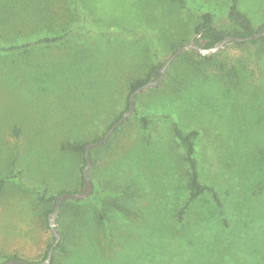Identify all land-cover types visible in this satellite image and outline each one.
I'll list each match as a JSON object with an SVG mask.
<instances>
[{"label": "rangeland", "instance_id": "obj_1", "mask_svg": "<svg viewBox=\"0 0 264 264\" xmlns=\"http://www.w3.org/2000/svg\"><path fill=\"white\" fill-rule=\"evenodd\" d=\"M231 4L0 0V264L41 262L55 242L45 201L81 191L84 167L63 145L103 138L127 110L130 82L194 44L201 14L234 31ZM239 9L264 26V0ZM44 37L62 39L34 45ZM211 57L182 52L90 151L93 192L61 206L55 264H264V44L230 43ZM175 125L199 131L200 181L222 209L206 192L180 214L189 165ZM112 199L127 213L104 205Z\"/></svg>", "mask_w": 264, "mask_h": 264}, {"label": "trees", "instance_id": "obj_2", "mask_svg": "<svg viewBox=\"0 0 264 264\" xmlns=\"http://www.w3.org/2000/svg\"><path fill=\"white\" fill-rule=\"evenodd\" d=\"M239 3H240V0H232V4H231L229 12H228L229 23L235 28V30L231 31V32L225 31V30L217 27L214 24V15L212 13L206 12V13L201 14L199 21L194 28V32L197 36L195 38L194 44L203 46L205 48H212L216 43L223 40L227 36L247 37V36H250V35L264 29V26H262L259 29H255V27L253 26L252 20L247 15H245L244 13H242L240 11ZM61 39H62V37L39 38L38 40H36L34 42V45L52 44V43H56L57 41H59ZM246 43H251V44L262 43V44H264V37L259 38L257 40H252L249 42H235L234 45H244ZM29 45H31V44H27L24 46H13L11 48V50H17L20 48L27 47ZM1 50H5V49H1ZM203 58L207 61H211L213 59V57H211V56H203ZM163 65L164 64H160L159 68L163 67ZM159 68L155 69L153 71V73L157 72ZM153 73L148 74L144 78H137V79L132 80L130 82L131 94L136 89H138V88L142 87L144 84L150 82L151 76ZM157 76H158V78L160 77L159 72H158ZM128 107H129V100H128L127 109H128ZM120 118H121V116L117 119V121ZM141 121H142V124L145 128H147L149 126L148 118L143 116V117H141ZM174 134H175L176 138L184 146L185 155H186L185 158H186V161L189 165V175H188V183H187L189 196H188V201H187L185 207L180 211V214H182L184 212L185 208H187L193 201L203 197L206 192H209L212 194L213 200L218 205V207L222 209L223 204H222V200H221L219 193L215 190L214 187L207 185V184H204L200 181L198 162H197V159L195 158V152H196L195 140L197 139V137L200 134L199 131L193 130V131L185 132V131L181 130L178 125H175L174 126ZM84 145L85 144H80V143H66L63 145V147L65 149H68V150H71V151H74V152H77V153H80L81 155H83V164L85 166L86 160H85ZM83 186H84V176H83V169H82V185H81V187L83 188ZM2 187H3V182L0 180V195H1ZM77 192H79V191L70 192V193H77ZM44 199L45 198H42V200H44ZM56 200H57V197L52 196L45 201L48 203L52 202L51 203L52 208H48L45 211V217L48 218V216L51 213H53L55 205H56ZM65 202L66 201H64L62 203L61 214L63 213V210L65 208ZM104 205L108 206V207L112 206V207L120 210L123 213H127V209L125 207L121 206L119 204V202L115 199L106 200L104 202ZM53 244L54 243H52L51 245L48 246L47 250L45 251L44 259L47 257L49 249L51 248V246ZM57 248L58 249L63 248L62 242L61 243L59 242V244L56 246L55 249H57ZM17 258H19V257L13 256L11 258H7L2 264H6L10 260L17 259ZM55 261H56V256L54 254L52 262L50 264H55ZM36 263H39V262H36Z\"/></svg>", "mask_w": 264, "mask_h": 264}, {"label": "water", "instance_id": "obj_3", "mask_svg": "<svg viewBox=\"0 0 264 264\" xmlns=\"http://www.w3.org/2000/svg\"><path fill=\"white\" fill-rule=\"evenodd\" d=\"M264 37V29L250 35L247 37H237V36H227L223 40L219 41L216 43L212 48H205L203 46L197 45V44H189L180 47L168 60L167 62L163 65V67L159 68L156 73H160V77L157 80H151L150 82L144 84L142 87L136 89L129 97V107L128 109L124 112V114L121 116V118L115 122L111 128L107 131V133L104 135L103 138L100 140L93 142V143H88L84 145L85 149V160H86V165L83 168V176H84V186L81 191L77 193H70V192H65L57 197L56 200V205L54 208V211L52 214H50L49 218V225L50 228L55 236V242L49 249L47 257L42 260L39 263L36 262H31L27 261L25 259L17 258V259H12L6 264H50L52 262L53 256H54V251L56 246L59 244L61 240V235L57 231V224H56V218L59 214L60 208L62 206V203L66 200H83L91 196L93 192V183L92 180L89 176V171L90 168L92 167V156L90 154V151L99 146L104 144L105 142L108 141L110 135L113 133V131L118 128L129 116H131L135 112V107H136V97L137 95L142 92V90L146 89L147 87L150 86H157L159 83L164 79V75L170 64L184 51L186 50H194L197 54L202 55V56H211L215 53H217L219 50L224 48L226 45L230 43H235V42H249L252 40H257L259 38Z\"/></svg>", "mask_w": 264, "mask_h": 264}, {"label": "flooded vegetation", "instance_id": "obj_4", "mask_svg": "<svg viewBox=\"0 0 264 264\" xmlns=\"http://www.w3.org/2000/svg\"><path fill=\"white\" fill-rule=\"evenodd\" d=\"M158 73H156V72H154L153 74H152V76H151V80L153 79V80H157L158 79Z\"/></svg>", "mask_w": 264, "mask_h": 264}]
</instances>
